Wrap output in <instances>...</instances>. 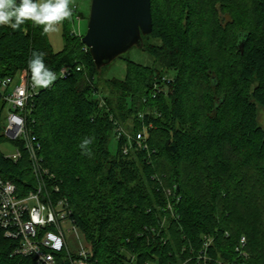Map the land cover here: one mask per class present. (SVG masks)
<instances>
[{
    "label": "trees",
    "instance_id": "trees-1",
    "mask_svg": "<svg viewBox=\"0 0 264 264\" xmlns=\"http://www.w3.org/2000/svg\"><path fill=\"white\" fill-rule=\"evenodd\" d=\"M67 4L52 0L45 13L37 0H0V81L75 67L38 91L28 117L53 176L45 192L57 186L68 198L92 263L264 264V0H151L153 30L137 47L150 63L128 51L117 58L125 77L103 86L107 66L72 33L69 12L63 49L52 48L49 24ZM5 124L0 115V176L26 197L39 179ZM120 125L132 142L116 138ZM143 128L147 148L134 140ZM6 142L22 151L18 161L1 151ZM16 247L0 230V264H38Z\"/></svg>",
    "mask_w": 264,
    "mask_h": 264
},
{
    "label": "built area",
    "instance_id": "built-area-1",
    "mask_svg": "<svg viewBox=\"0 0 264 264\" xmlns=\"http://www.w3.org/2000/svg\"><path fill=\"white\" fill-rule=\"evenodd\" d=\"M63 10L80 21L76 12L77 6L70 8L65 5ZM72 33L82 36L77 31H72ZM74 69L75 67L71 66L63 67L39 82H32L27 70L28 72L20 75L18 82L11 90L13 79L0 81V97L8 105L5 135L12 141L22 142L32 162L33 172L39 179L37 191L31 192L26 197H19L15 186L0 176V230L4 231L5 237L17 242L14 254L31 257L38 264H93L91 246H84L81 243L77 252H72L67 244L65 227L72 225V230L75 232L79 229L72 218V208L68 198L60 195L59 188L57 186L53 188L54 197L45 192L47 189L45 179H51L53 176L41 164L39 157L41 146L33 137L28 117L31 111L28 104L38 94V91L52 87L58 79L67 78ZM76 70L81 71V66L77 65ZM155 87L158 88V85L155 84ZM116 132L117 139L126 136L129 142L133 141V138L123 129L116 130ZM134 140L138 143V147L147 148L145 128L136 134ZM130 148L125 147L124 153ZM21 156L22 151L16 149L7 157L18 161ZM167 195L171 196L170 191ZM168 210H172L171 204L168 205ZM245 244L246 238L242 237L240 248H237L239 253L244 252Z\"/></svg>",
    "mask_w": 264,
    "mask_h": 264
},
{
    "label": "water",
    "instance_id": "water-1",
    "mask_svg": "<svg viewBox=\"0 0 264 264\" xmlns=\"http://www.w3.org/2000/svg\"><path fill=\"white\" fill-rule=\"evenodd\" d=\"M153 30L151 0H91L87 32L82 38L99 69L142 45Z\"/></svg>",
    "mask_w": 264,
    "mask_h": 264
},
{
    "label": "rangeland",
    "instance_id": "rangeland-1",
    "mask_svg": "<svg viewBox=\"0 0 264 264\" xmlns=\"http://www.w3.org/2000/svg\"><path fill=\"white\" fill-rule=\"evenodd\" d=\"M37 5L45 13H50L53 8L52 0H37ZM67 6L70 8L77 6L78 12L84 15V18H83L79 16L78 14V16L80 17V21H77L76 19L74 20V23L72 25V30L77 31L81 33L82 35H85L87 32V27H88L87 17H89L90 15L91 0H68ZM64 13L65 11L62 8V11H60L59 13V21L50 23L48 27L49 40L55 52L61 51L64 46L63 29H62V19H63ZM126 56L130 58L131 60L137 63H141V64H148L151 61V59L147 56V54L141 52L139 49H137V47L132 48ZM24 72H28V71L24 69L21 72V74H23ZM125 73H126L125 62L121 59H115L107 67L104 68V72L100 80V85L103 86V82L106 79H112V78L123 79L125 77ZM15 84L16 82H14L13 85L10 86V90L13 89ZM3 103L5 102L1 99L0 115H1L2 120L4 119V117L7 118V111H8V105L4 106V109H3L2 107ZM259 122L261 125L264 126V108H261V107L259 108ZM119 129H123L128 135L131 136V133L126 129V127L124 128V126L122 127V125H120L117 130ZM109 148L112 153H115L117 151V143L115 139H112L109 145ZM14 150L15 149L13 145L9 142H6L1 146V151H3L6 154V156L12 154ZM65 237H66L67 244L72 252H77L81 243L84 246H91L85 240V236L82 234L80 230L78 232H75L74 230H72V225H69L68 228L65 227Z\"/></svg>",
    "mask_w": 264,
    "mask_h": 264
},
{
    "label": "bare ground",
    "instance_id": "bare-ground-1",
    "mask_svg": "<svg viewBox=\"0 0 264 264\" xmlns=\"http://www.w3.org/2000/svg\"><path fill=\"white\" fill-rule=\"evenodd\" d=\"M69 6V5H68ZM69 15V14H68Z\"/></svg>",
    "mask_w": 264,
    "mask_h": 264
}]
</instances>
